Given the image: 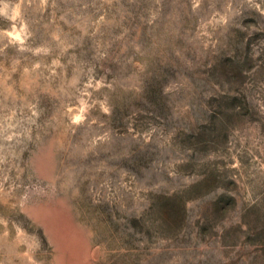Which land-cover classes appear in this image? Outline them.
I'll return each instance as SVG.
<instances>
[{"label": "rangeland", "instance_id": "374dc122", "mask_svg": "<svg viewBox=\"0 0 264 264\" xmlns=\"http://www.w3.org/2000/svg\"><path fill=\"white\" fill-rule=\"evenodd\" d=\"M0 264H264V0H0Z\"/></svg>", "mask_w": 264, "mask_h": 264}]
</instances>
